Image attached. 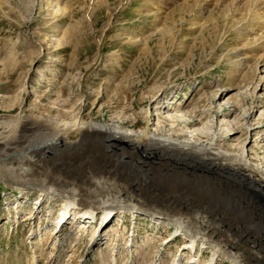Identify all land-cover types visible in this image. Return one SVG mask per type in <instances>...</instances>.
I'll return each mask as SVG.
<instances>
[{
    "label": "rangeland",
    "instance_id": "1",
    "mask_svg": "<svg viewBox=\"0 0 264 264\" xmlns=\"http://www.w3.org/2000/svg\"><path fill=\"white\" fill-rule=\"evenodd\" d=\"M217 1L213 0L203 22L202 18H197L203 0H150L148 4L145 0H40L39 10L32 13L29 1L0 0V118L22 113L31 119L56 118L61 121L81 115L87 121L118 119L127 127L139 129L147 126L146 114L150 112L154 115L151 116V129L155 130L156 124H160L166 131L180 133L182 125L164 121L163 117L196 110L203 119L192 129L202 127L206 132L223 135L228 132L224 123L234 121L241 129L250 124L253 128L263 127L253 131V135L264 131L263 63L259 65L261 58H257L246 65L243 59L248 50L241 37L245 22L253 21L252 11L246 7L247 1L242 2L239 12L232 5L233 0L222 6ZM154 12L162 18L158 19ZM261 19L264 24L261 17L255 23ZM149 36L152 39L146 44ZM260 53L264 55V52ZM229 86L233 90L222 96L220 109L215 107L210 95L218 93L217 101L220 92ZM227 99L235 106L234 111L226 107ZM169 103L173 104L169 110L158 109ZM197 116L200 118L199 114ZM244 134L243 130L230 142L221 144L234 146L237 152L246 137ZM38 136L37 131L27 133L25 139L10 150L0 149V159L16 150L22 152ZM256 138L252 137L246 143L249 159L253 164L264 163V139L258 145ZM79 153L81 155L77 153L74 158H81L82 152ZM140 154L143 159L136 154L137 161L142 163L139 166L147 163L141 172V186L134 185L131 177L127 180L120 172L122 179L116 182L121 191L126 190L138 201L143 200L145 206H153L162 213L183 214L185 206L192 202L198 204L201 211L214 204L221 216L229 212L236 218L239 224L236 231L249 232L252 240L244 243L246 239L238 233L229 232L228 236H233L234 241L247 249L264 248V203L251 188L236 189L220 181L215 174L207 179L197 177L192 173L193 169H188L192 160H181L187 165L184 167L178 165V158ZM60 155L57 154L56 160L66 158ZM56 160H40L39 165L30 163L13 174H5V167L0 165V264H33V258L37 257L35 253L39 263L34 264H46L51 250L60 249L56 246L57 237L47 241L45 234H56L50 232L58 221L63 199L46 195L39 206V190L18 182L29 181L31 175L36 181L49 183L51 180L38 172L46 174L58 167ZM16 164L14 167L18 168ZM132 168L126 169L129 176L135 175ZM137 207L141 211L135 212V217L126 209L113 212L109 227L102 228L103 236L98 244L101 256L112 232L118 229V233L124 231L127 235L117 241V247L124 250L117 256L123 254L120 261L125 258L132 261L139 254L145 257L141 264H156L161 259H165L164 264H171L176 256V261L181 257L182 264H191L188 261L195 254L197 258L202 256L197 264L208 262L211 249L199 244L195 253L185 250L184 234L170 242L175 227L156 223L146 209H141L143 206ZM97 217L94 225L99 231L106 221L101 223L103 218ZM80 222L82 220L73 223L67 218L58 230V242H62L61 249L65 251L61 264H69L67 257L72 256V264H82L78 263L81 258H88V264L100 260L98 253L95 257L88 254L90 233L80 232ZM225 229L223 232H228ZM79 238L83 245L76 252H70L71 244ZM130 245L132 247H128ZM217 264L231 263L220 256Z\"/></svg>",
    "mask_w": 264,
    "mask_h": 264
},
{
    "label": "bare ground",
    "instance_id": "2",
    "mask_svg": "<svg viewBox=\"0 0 264 264\" xmlns=\"http://www.w3.org/2000/svg\"><path fill=\"white\" fill-rule=\"evenodd\" d=\"M26 1H29L30 3V13L39 10L38 7L40 5V0ZM184 1L186 2L187 0ZM228 1L230 0H218L217 3L220 2L222 6V4ZM243 1H247L246 7L247 9H251V19L253 20L252 22L251 20H247L246 22L244 21V31L243 33L241 32V39L246 43L245 48L248 50V55L243 59L245 64L248 65L251 61H254V59L261 58L258 64L260 65L263 63L261 69L264 73V55L260 53L264 52V24L261 23L262 19L261 21H258V23H255V20L259 19L260 17L264 19V0H233L232 5L235 7V10L238 11V9H240L239 7L244 3ZM145 2L148 4L150 0H145ZM213 4V0H203L202 5H200L201 10L197 18H202V21L204 18L207 19L205 15H208L210 12L209 9ZM216 7L218 8V6ZM228 7L230 6L228 5ZM155 9L156 8H154V10ZM156 10H158V8ZM243 12L245 13V11ZM149 13L153 12L149 11ZM154 13L155 14L153 15H158V13ZM157 18L161 19L162 17L159 18L157 16ZM27 20L30 21L29 19ZM201 22L199 21L198 23ZM151 39L152 36L147 37L146 44L149 43ZM259 53L261 56H259ZM232 90V86L224 88L223 91L220 92V98H218L217 101L216 97L218 93L216 95L214 94L215 96L210 95L211 98L213 97V101L216 103V105L214 103L215 107H221L220 100L222 96H225L226 93L228 94ZM157 101L158 100H155V102ZM172 105L173 104L169 103L167 106L163 105L158 109L164 111L169 110ZM225 105L226 107L231 108V111L235 110V106L232 102H230L229 99H227ZM176 107L180 108V105L177 106L176 104ZM191 111L192 110L182 115H167L166 117H163L164 121L166 120L173 122V124L177 123L178 125H182L183 130L180 133L166 131V128L164 129L160 124H156L155 130L151 129V116L154 115H151L150 112L148 115L146 114V119H148L147 126L139 129L127 127L125 122H121L118 119H110L109 121L104 120V122L93 120L87 121L84 120L83 116L81 115L61 121L55 120L56 118L31 119L22 113L15 117H3L0 118V149L10 150L13 145H16V143L24 140L26 134L30 132L37 131L40 133V136L32 141L29 147H26V149H24L22 152L16 150L11 154L7 153L8 155H5L0 159V165L5 167V174H13L16 171L18 172V169L23 170V168L26 166H30V163L39 165L40 160H46L50 158L56 160L58 153L62 156L65 155L63 156L66 157L64 160H56V164L57 162L59 163L57 164V166L59 165L58 167H54L48 172L46 171V174L41 173V171L38 172L39 175L41 174V176H45L47 179L51 180L49 183L43 182L41 180L39 181L38 179L36 181V178L31 175H29L31 177L30 179L28 178L29 181H23V183L21 181L18 182L20 185L30 186L31 188H37L39 190V206L44 203V197L46 195L47 197L50 195L54 197L53 195H56L63 199V205L60 209V215L58 218L60 223H62L61 228L65 225L67 218L73 223L82 220V222H80L82 227L80 228V232L90 233L91 242L88 243L87 247H89L88 254L92 257H95V255L98 253L99 240L102 238L101 236H103L102 228L109 227L108 223L111 220L113 212L118 209H126L131 212L133 217H135L134 213L141 211L137 206H143L144 208L141 209H146L148 215L151 216V218L154 219L156 223L167 224L168 226L175 227L176 232L174 233V236L169 239L171 240L170 242H173L176 237L179 236V234H184V238L187 240V243L184 244L185 250L195 253L197 247L200 246L199 244L211 249L212 255L206 264H217L220 256L226 258V260H228L231 264H264V248L247 249V247L245 248V246H242L234 241L233 236L230 234L239 232L236 231L239 228V226H237L239 224H237L236 218L231 216L229 212L223 217L214 204L211 207H209L210 205H207L208 208L202 209L201 211L200 206L197 208L198 204L192 202L190 205H188V207L185 206L186 211L183 214L169 212L162 213L163 211H158L153 206H145L146 203L143 204V200L141 202L140 200L138 201V199L135 198L136 196L127 193L126 190L123 189V191H121V186L118 184L119 182H116L122 179L119 177L121 172L126 176L127 180L131 177V181L134 185L141 183V172L144 171L143 169L146 167L147 163L144 162L142 166H139L142 163L140 164L139 161H137L138 158L136 154L141 155L140 153H144L146 156L149 155L152 157H157V155H159L165 159L176 158L177 160L178 158L180 159L178 161V165H183L181 160L184 161L188 159L189 161L192 160L188 165V169H193L192 173H196L197 177L202 176L203 178L207 179V176H212V174H215L217 175L216 178H218L220 181L235 186V188L244 187L247 190L248 188H251L252 192L256 196L260 197L264 203V163L253 164L249 159V151L246 147L247 141L252 137L254 138L257 136L255 141L258 145L260 144L259 142L264 139V131L260 130V133L256 132L253 135V131H256L262 126H256L255 124L254 126L256 127L253 128L252 124H248L249 126L246 125L244 129H241L240 126L235 125L236 123L234 121H230L224 123L228 129L227 133L223 135L212 134L211 132H206V128L204 129L201 127L192 129L195 127L193 125L201 123L203 117L202 114L198 113L199 111ZM197 114H199L200 118L197 116ZM250 114L252 115L253 112ZM65 115L64 117L67 116ZM213 121H215V119H213ZM216 123L219 124L218 121H216ZM262 123H264V121H262ZM258 124L260 125V123ZM243 130L245 132L244 136L246 137L242 144L240 143L241 149L239 151L236 152V148L234 146H226L225 144H221L222 142H230L232 138L235 137V134L240 133ZM86 149H88L89 152ZM79 152H82L81 158H74L77 153L80 154ZM119 156L120 159H117ZM141 157L143 159L142 155ZM15 163L19 165L18 168L14 167ZM183 166L186 167V163ZM130 167H134L132 168V171H134L135 174L133 176L131 174V176L128 175L129 171L126 173V169ZM44 170L46 169L44 168ZM197 171H200L202 174L199 175ZM3 175L4 174H2V176ZM119 194L123 196L119 197ZM124 197L127 201L124 200ZM25 204L26 203H23L24 206ZM220 211H222V209ZM98 215H101V219L103 218L101 223L106 221L100 228L101 231L100 229L98 231L97 225H94V221L97 220ZM49 220L47 219V221ZM223 227L226 228L225 230L228 232H223ZM56 229L57 227L55 225L52 226L50 233H56L54 235L45 234L47 241L53 239L54 236L57 237L55 241H59L60 231L58 230L60 228L57 230ZM229 232L230 234L228 236L227 233ZM238 234L243 235V240L246 239L244 243L252 240V235H249V232ZM125 236L127 235L124 233V231L123 233H118V229L114 230L108 239V244L106 243L107 247L103 250V256H101L102 253L100 254L99 252L98 257L100 260H97L95 263L141 264V262L145 259L143 255L140 256L137 254L136 259L134 258L132 261L126 258L123 261H120L123 254L120 255L119 258L117 257L120 253H124V250H120L119 247H117V241L119 238H125ZM57 242L56 244L58 245H55L60 249L57 250V248H53L51 250L52 252L50 256L45 260L46 264H61L65 251L61 249L63 247L62 242ZM170 242L168 241L167 244ZM82 245L83 240L79 238L74 244H71L72 247L69 251L76 252L77 248ZM149 246L151 247V245ZM111 247L114 248V250H111ZM128 247H132V245ZM35 254L37 257L35 256L33 258L35 261L33 264L36 262L39 263V256L37 253ZM176 257L171 260V264H182L183 259L180 257L176 261ZM73 258V256L69 258L67 257V259L70 260L69 264L74 263ZM201 258H197V256L194 254L190 259L191 261L189 260L188 262H191V264H197V261H199ZM87 259L83 260L81 258L78 263L82 262V264H88ZM40 261L42 260L40 259ZM164 263L165 259H161L156 264Z\"/></svg>",
    "mask_w": 264,
    "mask_h": 264
}]
</instances>
